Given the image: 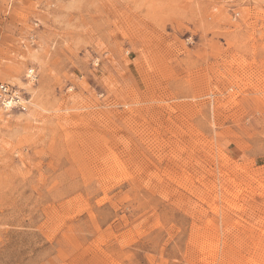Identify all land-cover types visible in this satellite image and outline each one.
<instances>
[{
  "label": "rangeland",
  "instance_id": "obj_1",
  "mask_svg": "<svg viewBox=\"0 0 264 264\" xmlns=\"http://www.w3.org/2000/svg\"><path fill=\"white\" fill-rule=\"evenodd\" d=\"M0 83V264H264V0H0Z\"/></svg>",
  "mask_w": 264,
  "mask_h": 264
},
{
  "label": "bare ground",
  "instance_id": "obj_2",
  "mask_svg": "<svg viewBox=\"0 0 264 264\" xmlns=\"http://www.w3.org/2000/svg\"><path fill=\"white\" fill-rule=\"evenodd\" d=\"M34 72L35 70L32 67H30L27 71V75L31 79V81L34 80L36 77ZM2 97H3L2 105L7 109H10L12 108V106L15 105H20L23 109H27L28 108L27 102L30 103L29 100L25 99V97L21 95L19 90H11V91L9 90L8 92L5 93L0 92V98L2 99Z\"/></svg>",
  "mask_w": 264,
  "mask_h": 264
},
{
  "label": "built area",
  "instance_id": "obj_3",
  "mask_svg": "<svg viewBox=\"0 0 264 264\" xmlns=\"http://www.w3.org/2000/svg\"><path fill=\"white\" fill-rule=\"evenodd\" d=\"M10 90V87L6 83H0V92L5 93Z\"/></svg>",
  "mask_w": 264,
  "mask_h": 264
}]
</instances>
